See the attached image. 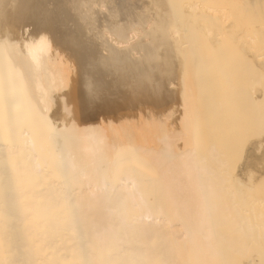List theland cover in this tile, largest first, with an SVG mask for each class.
Instances as JSON below:
<instances>
[{
	"label": "bare ground",
	"instance_id": "bare-ground-1",
	"mask_svg": "<svg viewBox=\"0 0 264 264\" xmlns=\"http://www.w3.org/2000/svg\"><path fill=\"white\" fill-rule=\"evenodd\" d=\"M235 1L0 0V264H237L248 253L245 264H254L255 254L248 250L256 240L252 246L250 232L260 224L246 218L243 210L245 202L252 205L253 194L264 197V185H257L255 193L251 188L250 196L243 179L249 177L244 175L246 167L252 173L255 163H263L264 158L254 156L261 149L259 141L247 144L259 147L251 154L246 146V161L256 159L255 163L238 165L234 175L225 168L218 171L226 160L217 171L216 167L210 169L212 152H218L222 144L223 152L236 147L232 140L238 131L217 128L211 141L218 150L211 144L206 148L209 157L205 150L204 156L198 154V142L193 145L198 122L221 118L215 116L222 110L221 102L216 101L214 114L198 118L191 113L197 111L193 99L189 105L191 96L186 97L194 93L188 90L193 85L189 83L203 77L201 69L211 68L215 80H229L227 65L233 60L219 58L218 45L214 50L211 40L216 39L221 48L223 41L233 38L222 46L232 48L230 42L236 40L242 23L222 24L221 20L228 17L224 7L234 11ZM217 6H224L222 19L217 15L219 9L214 12ZM26 26L32 28L33 36L47 30L49 52L29 54L20 39L22 33L28 35ZM249 47L234 52L241 56L236 59L242 60V66L255 73L264 69V57L256 55V47ZM176 82H185L181 85L187 91L181 85L174 90ZM88 83H95L104 93L99 108L82 104L83 86ZM179 91L184 92L183 97ZM65 98L69 109L71 101L78 102V117L65 112ZM177 99L178 107L183 108L177 119H183L182 132L176 131L182 135L177 133L178 139L185 142L188 138L195 149L185 143L179 147L176 137L170 141L171 134L166 135L168 129L162 118L158 120L159 115L158 121L149 118L147 124L146 117L145 123L137 117L142 123L139 127L124 120L116 126L113 119L105 118L140 107L167 112L174 110ZM195 126L194 133L191 127ZM146 128L163 131L158 137L153 134L164 143H159L161 148L159 144V148H150L146 141L148 147L141 144L138 137L142 133L136 130ZM261 140L259 144L264 146ZM215 157L219 154L212 155ZM241 185L247 186L246 191ZM242 191L245 202L240 199ZM263 217L264 213L259 227H264ZM223 229L230 230L224 232H230L232 240H224Z\"/></svg>",
	"mask_w": 264,
	"mask_h": 264
},
{
	"label": "rangeland",
	"instance_id": "rangeland-1",
	"mask_svg": "<svg viewBox=\"0 0 264 264\" xmlns=\"http://www.w3.org/2000/svg\"><path fill=\"white\" fill-rule=\"evenodd\" d=\"M235 3H237V5H235V6H233V8H235L234 9V11H233V9H226L224 6V9H225V12H226V15L228 16V17H223V16H225V12H222L221 14H220V12L223 10L222 8L223 7H221L220 8V6H217L216 7V9H215V7H214V9H215V14L217 13L216 12V10L218 11V9L220 10V11H218L219 13L217 14V15H220V19H222L221 17H223V19L221 20V22H222V24H223V21H228L227 23H233L234 21L235 22H241L242 23V26H241V28L242 29H240L241 30V32L239 31V33L236 35V40H234V41H236V42H234V41H232V43L230 42V45H232L231 47V49H223V47L224 46H226L227 44L229 45V41H231V39H233V38H231V39H228L229 41L227 42L226 40L225 41H223L224 42V44H226V45H222L221 46V48H219L220 46H219V44H215V42H216V39H214L213 37H211V38H213V41L214 42H212V40H211V38L210 37H206L207 39L208 38H210L209 40H211V43H214V45H213V47H214V50H215V45H218L217 46V48L220 50V51H218V57L219 58H225L227 61L229 60L230 62H232V60H233V62H234V64H233V62H232V65L230 66V67H228V65H227V70H228V72H229V74L231 73V76H229V80L228 81H226V80H223V79H225V78H221V79H217V80H215V78H214V76L213 75H215V73L214 72H212L211 71V68H209V69H201V70H199V73H200V75H202L203 77H199V78H192V80H194V83L192 82V80L190 81V82H192V83H189V86H190V84H193L192 85V87L190 86H188L187 84H188V82H187V86L189 87V89H188V87H187V89L189 90V91H192V92H194V93H192L191 94V92H190V94L191 95H187L186 97H190L189 99H191V100H189L188 102H189V105H192L191 103L193 102V105L194 106H196L197 107V111H192L191 113L193 114L194 113V116H195V114H196V116L195 117H200V116H202V115H204V114H214L215 112L214 111H216L215 110V107H216V105H217V102H221L220 104H221V106H220V108L222 109V110H219L218 109V111H217V114L218 115H215V116H220L221 118H219V119H217V120H215V122L213 121L212 123H210V121H202V122H198V124H199V126H198V128L196 129V127L197 126H195V128H193V127H191V129H194L193 131H194V133H195V129H196V133H195V137L193 136V138L195 139V141H194V139H193V141L195 142V143H193V145H195L197 142H198V144H197V146H195L196 148H198V149H195V147L194 146H192V144H188L189 142L188 141H186L188 138H187V136H186V134H188L189 133V131H187V133L186 132H183L182 134H184V133H186L184 136L187 138L186 140H185V142H183L184 140V137H183V141H180V139H178V138H182V135L179 133V132H176V131H178V130H180V132H182V125H180V123L182 122V118L181 119H179V120H177L178 118H180V117H178L179 115H182V112H183V108H181V107H178V102H179V99H177L176 101H174L175 102V104H173L172 105V107L174 108V110L172 109V110H167V112L166 111H159V112H162L163 113V115H161V117H160V114H162V113H159L158 111H154V112H152L151 110H146L144 107H140V108H135V109H133V110H131V111H123V112H121L120 113V115H118V116H106L105 118H110V119H113L116 123V126L118 125V123H120V125L121 124H123V123H121V122H123V120H124V123H126V122H128V124H130V123H132V124H134V125H137L136 127H139V124L141 123V122H144L145 123V121H144V118H145V120H148V121H146V124H147V122L149 123L150 121H149V118H154L153 119V121H158V120H161L160 118H162L165 122L167 121V120H169V121H167L168 122V124L166 123L165 124V122H161V121H159L160 122V124L162 123L164 126H165V128H167L166 130L168 131V132H166V133H168V134H166L167 136L169 135V137H170V134H171V137H174V138H172L171 139V137H170V141L171 140H175L176 138H177V140H175V143H176V141L177 142H179V143H177V145H179V147L181 146V147H184V146H182L183 145V143H185V147H187V144L189 145L188 147H190V145H191V149H192V147L195 149V151H197V153L198 154H203V156H204V153H203V151L205 150L206 151V154L205 155H207L208 154V157H209V153H208V151H207V149L209 150V146L211 145V144H213V146L214 147H216V148H214V150L216 149V150H218V148H217V146L216 145H214L215 143H214V141L212 142L211 140L213 139V138H215L214 136L212 137V135H214L213 133H214V130H237L238 132H235V134L237 133V138H236V136H235V138H233L234 140H232V141H234V144H236V147L238 148H236L235 146L234 147H232L231 149H224V152H223V150H222V148L221 147H224L223 146V144H222V146H220L219 144V150H220V148H221V153H223V155H225V156H223L222 155V157H220V151L218 150V152H216V153H214V151H213V149L211 150V152L213 153V154H211L210 155V157L208 158V160L210 161V163L209 164H211V162H212V165H214V167H212V165H211V167H210V169L212 168V170L214 169L215 171H217L218 169V167L220 168V166H222V164H224V161L226 160V164H224L223 166V168L221 167V169L222 170H218V171H223L224 170V168L225 169H228V170H226L227 171V174H232V175H234V170H235V172L237 173L238 171H236L237 170V166L238 165H241V167H244V165H248V161H250V159L249 160H247L246 161V155H245V153H247L248 151H247V147H248V150H250L248 153H250L251 152V150L252 149H254V151H257L258 150V148L261 146V149L259 148V152L257 151V152H255V154H254V156H259V157H261V159H263L264 158V146L260 143L259 144V142H262L263 140H261V139H264V120H263V117H260V116H264V111H263V109H264V69H262V70H260L258 67V71L256 70V74L253 72H251L250 73V71H248L245 67H243L242 66V60H238V59H236L237 57L240 59V57L239 56H237V53H235V52H238V51H242V48H243V45H245V47L243 48V49H245L246 47H249L248 46V44L251 46V47H249L250 49L249 50H253V47L255 48L254 49V51L256 52V55L258 56V57H260L259 55H261V56H263L264 57V40H263V38H264V0H236L235 1ZM213 9V8H212ZM228 12H227V11ZM213 11L211 10V14H213ZM224 11V10H223ZM216 15V16H217ZM222 15V16H221ZM219 17V16H218ZM226 18V19H225ZM227 18H229V20H227ZM250 18H253L254 20H255V22L254 23H248L247 21H249V19ZM224 22V23H225ZM226 23V25H227V27H228V24ZM222 27H226L225 25H222ZM227 27H226V29H227ZM217 38L219 37V36H216ZM223 37V36H222ZM220 38V37H219ZM227 38H229V37H227ZM235 39V38H234ZM253 39V40H252ZM222 40H224L223 38H222ZM256 41L255 43H251L252 41ZM263 40V42L262 43H260V41H262ZM218 41V40H217ZM219 41L220 42H222L221 41V39H219ZM219 41H218V43H219ZM227 42V43H226ZM221 44V43H220ZM257 44H258V46H257ZM227 45V46H228ZM253 45V46H252ZM212 47V48H213ZM230 48V47H229ZM241 48V49H240ZM252 48V49H251ZM213 50V51H214ZM217 50V49H216ZM235 51V52H234ZM244 52V51H243ZM243 52H241V54H243ZM236 54V55H235ZM263 54V55H262ZM238 55H240V54H238ZM260 58H262V57H260ZM222 59V60H223ZM238 60V61H241L240 63H241V65L239 66V64H237L236 62V60ZM242 59V58H241ZM188 60H190V59H188ZM261 60V61H260ZM259 61L260 62H262V59H260ZM228 61V62H229ZM264 61V60H263ZM227 62V63H228ZM189 63H191V61L189 62L188 61V64ZM226 63V62H225ZM229 64V63H228ZM207 65V64H206ZM208 65H209V63H208ZM189 67V66H188ZM72 68H73V66H72ZM256 68V69H257ZM225 69V68H224ZM227 70L224 72L225 74H227L228 72H227ZM255 71V70H254ZM224 73H222V74H224ZM72 75H71V78L74 80V74H75V70H74V72L73 73H71ZM206 76H207V78H206ZM209 77H211V78H209ZM186 78H185V76H184V80H185ZM196 79L198 80V81H196ZM207 79V80H206ZM73 80H72V82H73ZM183 81V80H182ZM204 81V82H203ZM208 81H210V82H208ZM214 81V82H213ZM217 81V82H216ZM256 81V82H255ZM196 82V83H195ZM207 82V83H206ZM255 82V83H254ZM183 83V82H182ZM181 83V84H182ZM185 83V82H184ZM183 83V84H184ZM180 84V85H181ZM208 84H210V85H208ZM218 86H217V85ZM228 84V85H227ZM179 83H175V85H174V90L176 89H178L179 88ZM185 85V84H184ZM196 85V86H195ZM200 85V86H199ZM202 85V86H201ZM227 85V86H226ZM231 85V86H230ZM199 86V87H198ZM178 87V88H177ZM181 87L183 88V90L185 89V91H187L186 90V88H184L182 85H181ZM195 87V88H194ZM228 87H230L229 89H227ZM232 87V88H231ZM182 88H180V89H182ZM192 88H193V90H192ZM197 88V89H196ZM215 88V89H214ZM210 89V90H209ZM227 89V90H226ZM226 91H228V92H226ZM229 91H231V92H229ZM255 91V92H254ZM180 92V97H181V95L184 93L183 91H179ZM188 93V92H187ZM226 93V94H225ZM227 93H229L230 95H228V96H226L227 95ZM256 93V94H255ZM258 93V94H257ZM233 94V95H232ZM208 95V96H207ZM195 96V97H194ZM182 97H183V95H182ZM207 97V98H206ZM216 99H215V98ZM218 97V98H217ZM192 99H193V101H192ZM190 101H191V103H190ZM206 101V102H205ZM217 101V102H216ZM223 101V102H222ZM215 102V103H214ZM196 103V104H195ZM70 106H72L71 108H70V113H71V117H78V115H79V111H78V102L77 101H71L70 102ZM210 106V107H209ZM214 106V107H213ZM171 107V108H172ZM178 107V108H177ZM209 107V108H208ZM149 108V107H148ZM180 108V109H179ZM211 108H214L213 110L211 109ZM219 108V107H218ZM71 109H73V110H71ZM179 109V110H178ZM182 109V110H181ZM206 109V110H205ZM210 109V110H209ZM217 109V108H216ZM225 109V110H224ZM137 110V111H136ZM175 110H177V111H175ZM182 112H181V111ZM200 110V111H199ZM75 111H76V113H75ZM147 111V112H146ZM172 111V112H171ZM178 111L179 112H181V114L180 113H178ZM129 113V114H126V113ZM139 112V113H138ZM150 112V113H149ZM157 112V113H156ZM166 112V113H165ZM169 112V113H168ZM214 112V113H213ZM223 112V113H222ZM137 113H138V115L139 116H137ZM141 113V114H140ZM147 115H146V114ZM125 116H124V115ZM76 115V116H75ZM127 115V116H126ZM142 115V116H141ZM151 115V116H150ZM154 115V116H153ZM159 115V117H158V120L156 119L157 118V116ZM169 115V116H168ZM148 116V117H147ZM156 116V117H155ZM119 117V118H118ZM140 117H142L141 118V122L139 121L138 122V118ZM223 117V118H222ZM262 118V119H260V118ZM104 118V119H105ZM228 118V119H227ZM128 119V120H127ZM221 119H222V121H221ZM118 120V121H117ZM129 120H130V122H129ZM134 120V121H133ZM230 120V121H229ZM235 122H233V121ZM224 121H228V123H227V126H224V127H218L217 126V123L218 122H224ZM232 121V122H231ZM172 123V124H171ZM237 123V124H236ZM159 123H157V125H158ZM159 124V125H160ZM161 124V125H162ZM182 124V123H181ZM197 124V125H198ZM120 125H118V126H120ZM131 125V124H130ZM140 125H142V123L140 124ZM144 125V124H143ZM162 125V126H163ZM173 125H174V127H173ZM231 125V126H230ZM236 125V126H235ZM238 125V126H237ZM123 126V125H122ZM168 126H170L169 128H168ZM172 126V127H171ZM216 126V127H215ZM142 127H144V126H142ZM141 127V128H142ZM181 127V128H180ZM210 127V128H209ZM236 127V128H235ZM145 128V127H144ZM157 129L156 130H158V129H160V128H158V127H156ZM164 128V129H165ZM171 128V129H170ZM218 128V129H217ZM232 128H234V129H232ZM143 129V128H142ZM140 130V131H138L139 130V128H138V130H136L137 131V133L138 132H141L142 133V135L141 136H139L138 138H140V139H138L139 141H141V144H142V142H144V144L145 145H147L146 143H145V141L147 142V143H149L148 145L150 146V148H153L154 146L155 147H158V145L157 144H161V146H162V144H164V143H161V137H160V142L158 141V139H156L155 137H154V135L156 136V137H158L157 135L158 134H160L159 136H161V134H162V132L163 131H161V133H159V132H155L154 133V131H156L155 130V128H152L151 130L150 129H148V128H146L145 130ZM148 129V130H147ZM162 129V128H161ZM169 129L172 131H169ZM173 129V130H172ZM189 129H190V127H189ZM188 129V130H189ZM184 130V129H183ZM198 130V131H197ZM249 130V131H248ZM145 131V132H144ZM160 131V130H159ZM246 131V132H245ZM252 131H253V133H252ZM165 132V131H164ZM171 132V133H170ZM173 132H175L176 134H174L173 135ZM191 132V131H190ZM244 132H245V134H244ZM248 132H250V134H248ZM177 133H179L181 136L180 137H178L179 136V134H177ZM240 133H242L243 135V137L242 138H244L243 139V141H242V139H241V134ZM154 134V135H153ZM164 134V133H163ZM193 134V133H192ZM165 135V134H164ZM163 135V136H164ZM173 135V136H172ZM190 135H191V133H190ZM190 135L188 136V137H190ZM194 135V134H193ZM233 135V134H232ZM238 135H239V139H238ZM246 137H245V136ZM252 135V136H251ZM200 137V140H201V142L200 141H198L199 140V137ZM211 136V137H210ZM247 136H248V138H247ZM176 137V138H175ZM153 138V139H152ZM192 138V137H191ZM190 138V139H191ZM210 138V139H209ZM246 138V139H245ZM147 139V140H146ZM167 140V137H163V140ZM235 139H236V141H235ZM155 140V141H154ZM156 140L158 141V142H156ZM203 140V141H202ZM246 140V141H245ZM254 140V141H253ZM261 140V141H260ZM192 141V140H191ZM192 141V142H193ZM256 141L258 142V146H256L255 144H256ZM165 142V141H164ZM166 142H169V139H168V141H166ZM174 142V141H173ZM188 142V143H187ZM203 142V143H202ZM204 142H206V143H204ZM210 142V143H209ZM243 144H242V143ZM249 142H254L255 144H253V145H255V147L254 148H251V143H249ZM170 144H171V142H169ZM168 143V144H169ZM209 143V144H208ZM143 144V145H144ZM160 144H159V147L161 148V146H160ZM172 144H174V143H172ZM240 144H242V145H240ZM247 144H250V145H247ZM144 145V147L145 148H147L148 147V145H147V147ZM206 145V146H205ZM171 146H174V145H171ZM175 146H176V144H175ZM208 146V147H207ZM242 146V147H241ZM247 146V147H246ZM263 146V147H262ZM154 147V148H155ZM158 147V148H159ZM246 147V148H245ZM253 147V146H252ZM201 148V149H200ZM205 148V149H204ZM207 148V149H206ZM157 149V148H156ZM182 149V148H181ZM189 149V148H188ZM194 149H193V151H194ZM211 149V148H210ZM237 149V150H236ZM257 149V150H256ZM159 150V149H158ZM190 150V149H189ZM226 150V151H225ZM253 151V150H252ZM210 152V153H211ZM230 152V153H229ZM233 153V154H232ZM215 154H219V159L217 158V157H215V158H212V155H213V157H214V155ZM251 154V153H250ZM249 154V155H250ZM230 155V156H229ZM197 158V157H196ZM198 158H199V156H198ZM212 158V159H211ZM224 158V159H223ZM213 159H215L214 161L216 162V160H217V163H214L212 160ZM221 159V160H220ZM223 159V160H222ZM229 159H230V161H229ZM233 159H234V161H233ZM196 160V159H195ZM199 160H200V158H199ZM256 160V159H255ZM255 160L254 159H251V161L252 162H254L255 163ZM264 160V159H263ZM262 160V162L264 163V161ZM205 161H207V160H205ZM250 161V162H251ZM223 162V163H222ZM229 162V163H228ZM234 162V163H233ZM257 162V161H256ZM220 163V164H219ZM222 163V164H221ZM258 163V162H257ZM255 163V166H257V167H255V166H253V164H252V166H253V170H251L252 171V173H250V172H248L249 171V167H246V168H248V169H246L247 170V174H244V175H246L247 177H248V179H246L247 177L245 176V181H244V179H243V182H244V185H248L249 186V194H248V192L246 193V194H248V195H250L251 196V194L253 193L252 192V190L254 191V193H255V189H257V185H259L260 186V184H261V186H263L264 185V169H263V167L261 168H259L258 167V165L261 163ZM260 164V165H264V164ZM207 164H208V161H207ZM215 164H216V166H215ZM217 164L219 165V166H217ZM250 164V163H249ZM257 164V165H256ZM243 165V166H242ZM226 166H227V168H226ZM229 166L231 167V168H229ZM234 166V167H233ZM251 165H250V167H252ZM241 167H239V169L241 168ZM235 168V169H234ZM233 169V170H232ZM245 169V168H244ZM232 170V171H231ZM225 171V172H226ZM230 172V173H229ZM232 172V173H231ZM250 174V175H249ZM243 175V176H244ZM242 178V177H241ZM244 178V177H243ZM259 182V183H258ZM241 184L243 185V183L241 182ZM242 185H241V187L240 188H242V190H243V188L245 187V191H246V187L247 186H243L242 187ZM240 186V185H239ZM258 186V187H259ZM251 188H253L252 190H251ZM242 195H245L244 193H243V191H242V194H241V197H240V199L242 200V198L244 197L245 198V196H243L242 197ZM247 195V196H248ZM255 195V196H254ZM256 193L255 194H253L251 197H253V198H251V199H253L252 200V205H251V202L249 203V205H246L247 203H248V201L246 200V198H245V201H247V202H245L244 201V199L242 200V201H244L245 202V208H244V212L246 213V211H247V217H246V215L243 213V215H245V217L246 218H249V219H251V221H252V218L254 219V222L256 223L257 222V225L258 224H260L261 226H262V218H260V217H262V213H264V202L262 201V199L264 198L263 197V195L261 196V195H259L258 196V198L256 197ZM246 196V197H247ZM256 197V198H255ZM260 197V198H259ZM262 197V198H261ZM249 198V196L247 197V199H249V201H251V199ZM255 199H258V200H256V202L257 203H255ZM264 200V199H263ZM254 201V202H253ZM260 201H262L263 202V204H260L259 205V203L258 202H260ZM262 202H260V203H262ZM253 203H255V205L253 204ZM256 204H258L259 206H256ZM253 206L254 205V207H256L254 210H256V211H252L251 209H253V208H251V209H248V207L249 206ZM250 206V207H251ZM261 206V207H260ZM249 207V208H250ZM247 209V210H246ZM241 211H242V209H240ZM250 210V211H249ZM242 215V214H241ZM242 215V216H243ZM245 218V219H246ZM264 218V217H263ZM264 221V220H263ZM245 222H247V220L245 221ZM253 222V221H252ZM252 222H249L248 221V223H250L249 225L250 226H252V225H254V223L252 224ZM264 223V222H263ZM245 225V224H244ZM243 225V228L246 226H244ZM259 225V226H260ZM247 226H248V224H247ZM256 226V225H255ZM254 226V228H256L255 230L252 228V230H254V231H256V232H254L253 231V233H251L250 232V234H253V237L251 236V240H250V242L252 243V246H253V244L255 245V246H253V247H250L249 248V252L250 253H252L254 256H253V262H254V264H264V230H263V228L264 227H259V226H256L255 227ZM264 226V225H263ZM259 227V228H258ZM247 228L248 227H246L245 229V231H247ZM260 229H262V230H260ZM227 230H229V229H227ZM226 229L224 230H222V233L223 234H225V235H222L223 237H225L224 238V240H232V238L233 237H231V236H229V234L231 235V233L229 232V233H226V232H224V231H227ZM249 231H251V230H249ZM240 232V231H239ZM242 232V231H241ZM221 233V234H222ZM246 233V232H245ZM247 233H248V231H247ZM255 233H256V239H255ZM226 234H227V236H226ZM232 234H234V233H232ZM229 236V237H228ZM233 236V235H232ZM235 237H236V235H235ZM229 238V239H228ZM252 240H256L257 241V245H256V241H254V243L252 242ZM228 247H229V245H227ZM227 247V248H228ZM231 249H232V247H230ZM230 248H229V250H230ZM252 250V251H251ZM224 251H228V250H226V248L224 249ZM231 251V250H230ZM248 258H250V254L248 253ZM246 256V257H247ZM246 257H243V259L239 262V263H237V264H245L246 263Z\"/></svg>",
	"mask_w": 264,
	"mask_h": 264
},
{
	"label": "snow or ice",
	"instance_id": "snow-or-ice-1",
	"mask_svg": "<svg viewBox=\"0 0 264 264\" xmlns=\"http://www.w3.org/2000/svg\"><path fill=\"white\" fill-rule=\"evenodd\" d=\"M28 35L25 36L22 33L20 39L23 41L24 47L28 50L29 54H43L49 52L51 49L50 34L46 29H41L35 36L32 35V28L26 26ZM29 37H32L29 39ZM86 89V95L82 100V104L85 107H91L93 109L99 108L101 103L104 101V93L102 89L95 83H88L83 86ZM62 92L61 94H63ZM65 112H69L70 109L67 107V99L65 98Z\"/></svg>",
	"mask_w": 264,
	"mask_h": 264
}]
</instances>
